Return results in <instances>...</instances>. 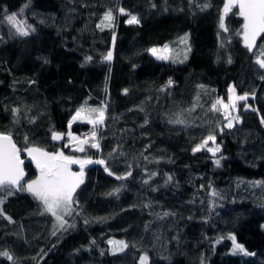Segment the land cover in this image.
<instances>
[{"label":"trees","instance_id":"1","mask_svg":"<svg viewBox=\"0 0 264 264\" xmlns=\"http://www.w3.org/2000/svg\"><path fill=\"white\" fill-rule=\"evenodd\" d=\"M222 4L0 0V131L20 153L104 161L84 170L60 228L27 191H0V253L11 256L0 264H264V34L249 51L235 12L220 28ZM13 13L27 35L8 22ZM163 44L166 66L136 76ZM228 85L247 99L224 126L213 105ZM81 106L103 109V124L69 127ZM68 129L95 131L99 147L71 152L64 134L51 138ZM209 135L219 151L194 152Z\"/></svg>","mask_w":264,"mask_h":264},{"label":"snow or ice","instance_id":"2","mask_svg":"<svg viewBox=\"0 0 264 264\" xmlns=\"http://www.w3.org/2000/svg\"><path fill=\"white\" fill-rule=\"evenodd\" d=\"M233 8L238 9V15L243 19L241 25V32L237 33L242 35L244 45L249 50L252 51L256 47L257 38L264 34V0H226L224 4L223 14L220 18V28L224 31H228L224 23L225 15L230 12ZM23 11V10H21ZM123 12V9H120ZM105 20L110 21L112 19L111 11L107 12L104 17ZM7 20L13 26L17 28L20 35H27L28 32L25 31L20 25L22 21L17 20L15 13L8 15ZM129 23H138L136 16H131ZM99 27V25H98ZM167 49V46H165ZM153 55H156L158 50H150ZM260 57H264V46L261 47ZM112 53L109 52L105 57L106 60H111ZM166 55H158L157 59H167ZM90 59V58H89ZM256 63L264 68V58H257ZM171 84V81H169ZM127 90H125L126 92ZM230 92H234V89H230ZM247 96H229L228 103L225 104L222 100H217V104L223 105L225 110L234 108L235 100H246ZM213 109H216V104L213 105ZM219 110V109H216ZM92 113H98V115L93 118ZM104 110L103 109H90L86 106H81L77 110L76 114L73 116L72 120L84 119L88 123L96 125L103 124L104 122ZM235 119H239L236 117ZM231 121H229V126ZM69 127H71V121L69 122ZM92 137L95 139L96 133L93 131L91 133ZM62 134L53 133V139H61ZM70 141L79 140L78 137L72 136L71 132L68 133ZM27 139V138H26ZM215 141V137L209 135L206 140L198 145L193 151H199L202 147H205L208 141ZM87 141L79 140L76 150L83 152L85 149L83 145ZM92 147L98 148V143H93ZM26 151L31 159L35 162L36 168L39 170V175L35 180L26 182V186L21 184L24 180L25 172L22 167L23 161L20 159V150L16 147L10 134L0 133V191L5 188L12 189L17 188L21 191H27L36 200L40 201L44 206V210L50 213L56 218L57 221L64 223L63 214H70L71 205L73 203V194L77 187L83 183V172L86 164L98 163L103 164V160L93 161L91 159H79L70 155H65L63 152L50 153L39 148H27ZM208 151H214L209 148ZM215 151H219V146L216 147ZM220 161L217 160L216 164L219 165ZM72 165H79L80 171L73 172ZM107 171V169H105ZM131 173H129L130 175ZM123 177H117V179H122ZM9 194H12L9 191ZM3 201L0 200V204ZM233 240L235 248L241 252H244L243 246L235 243V237H230ZM110 243H117L111 242ZM120 249L127 247L122 241L118 242ZM0 255L7 256L11 259V256L7 253H0ZM146 257L142 260L146 261Z\"/></svg>","mask_w":264,"mask_h":264},{"label":"rangeland","instance_id":"3","mask_svg":"<svg viewBox=\"0 0 264 264\" xmlns=\"http://www.w3.org/2000/svg\"><path fill=\"white\" fill-rule=\"evenodd\" d=\"M226 0H223V4L220 8V13H219V17H218V22H219V25H220V18H221V15L223 14V9H224V4H225ZM231 11L235 12L237 15H238V9L237 8H233ZM239 16V15H238ZM131 17V16H130ZM130 17L128 18V20L130 19ZM240 18V29H239V32H241V25L243 23V19L239 16ZM240 36V40H241V43L242 45H244V41H243V37L242 35H239ZM165 46L166 44H163L161 46H154V47H151L149 48L148 50V53L147 55L141 60V62L138 64L137 68H136V76H143V75H150V74H153L156 70H158L160 67H163V66H166L165 64V60L164 59H157V56L158 55H166L167 53V49H165ZM245 46V45H244ZM157 49L158 52L156 55H153L152 52L150 51L151 49ZM230 89H232V87L230 85H228L227 87V97L225 100H222L225 104L228 103V98L229 96H233V99H235L236 96H245L246 94H236L234 92H230ZM247 96V95H246ZM218 100H221V99H218ZM239 100H235V107L234 108H229L227 110H225V108L223 107V105L221 104H216V107L221 111L222 115L224 116V121H223V125L224 126H229V121L234 122L236 121L237 119H235L237 117V102ZM217 102V101H216ZM76 114V113H75ZM74 114V115H75ZM72 115L69 119H68V123L70 121H73L72 118L73 116ZM71 132L69 129L65 132V133H61V132H58V131H52L51 133V138L53 137V133H60V134H64L65 136V141L69 142L70 144L68 145L70 151L74 152V151H77L76 148H77V145L79 144V140H84V141H87V143L91 146L93 143H97L96 141V138L94 139L91 135V133L93 131H90L88 134H82V135H75L73 133L72 136H75V137H78L79 140L77 141H70V138L68 136V133ZM62 137V136H61ZM96 137V136H95ZM207 138V137H206ZM203 139L202 142L198 143L197 145H195L194 148H196L198 145H201L205 140ZM53 139V138H52ZM92 147V146H91ZM215 143L211 140L208 141L207 145L205 146V148L208 150L209 148H212L213 150L215 149ZM212 152V151H210ZM70 155H73V154H70ZM73 172H79L77 170H72ZM39 174H35L33 176H30V177H27L23 183H21L22 185H25L26 186V182H29L31 180H35L37 178ZM40 202V201H39ZM41 206H42V209L44 210V206L42 205V203L40 202ZM45 211V210H44ZM48 213V212H47ZM51 218H52V222H53V226L55 228H60L61 227V223L59 221L56 220V218L54 216H52L50 213H48ZM67 216V214H63V220L65 221V217ZM64 224V223H63Z\"/></svg>","mask_w":264,"mask_h":264},{"label":"water","instance_id":"4","mask_svg":"<svg viewBox=\"0 0 264 264\" xmlns=\"http://www.w3.org/2000/svg\"><path fill=\"white\" fill-rule=\"evenodd\" d=\"M0 133L8 134V133L2 132V131H0ZM54 152H61V150L58 149V150H56ZM54 152H51V153H54ZM70 156H73V155H70ZM73 157H76V158H79V159H91L93 161H97V159H95V158L81 157V156H73ZM20 159L23 161V164H22L23 168H24V164L28 163L31 166L32 170L35 172V174H39V170L36 168L35 162L28 155L27 151L20 153ZM97 165H98V163L86 164L85 167H84V170L87 169V168L96 167ZM71 167H72V170L80 171L79 165H72ZM24 172H25V177H24V180H25L26 177H27V172H26L25 168H24ZM24 180L21 181V183H23ZM12 189H16V188H12Z\"/></svg>","mask_w":264,"mask_h":264}]
</instances>
